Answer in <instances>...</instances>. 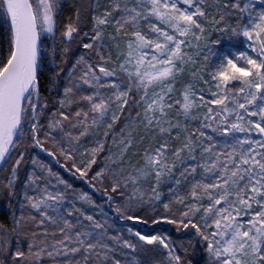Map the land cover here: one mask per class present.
Instances as JSON below:
<instances>
[{
    "label": "snow or ice",
    "instance_id": "snow-or-ice-1",
    "mask_svg": "<svg viewBox=\"0 0 264 264\" xmlns=\"http://www.w3.org/2000/svg\"><path fill=\"white\" fill-rule=\"evenodd\" d=\"M0 202V264H264V0H0Z\"/></svg>",
    "mask_w": 264,
    "mask_h": 264
},
{
    "label": "flooded vegetation",
    "instance_id": "flooded-vegetation-1",
    "mask_svg": "<svg viewBox=\"0 0 264 264\" xmlns=\"http://www.w3.org/2000/svg\"><path fill=\"white\" fill-rule=\"evenodd\" d=\"M6 210H7L6 209V202H0V213H4V212H6Z\"/></svg>",
    "mask_w": 264,
    "mask_h": 264
},
{
    "label": "trees",
    "instance_id": "trees-1",
    "mask_svg": "<svg viewBox=\"0 0 264 264\" xmlns=\"http://www.w3.org/2000/svg\"><path fill=\"white\" fill-rule=\"evenodd\" d=\"M4 212V211H3ZM0 218L2 219V216H0ZM162 228H166L168 227L167 225H161Z\"/></svg>",
    "mask_w": 264,
    "mask_h": 264
}]
</instances>
